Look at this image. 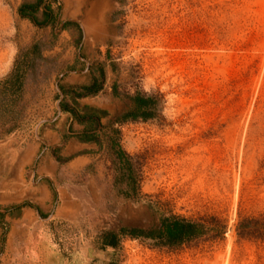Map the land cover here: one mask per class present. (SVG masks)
I'll return each mask as SVG.
<instances>
[{"label":"rangeland","instance_id":"obj_1","mask_svg":"<svg viewBox=\"0 0 264 264\" xmlns=\"http://www.w3.org/2000/svg\"><path fill=\"white\" fill-rule=\"evenodd\" d=\"M72 74L83 82L68 87ZM7 78L0 208L33 204L26 195L36 168L53 153L60 181L81 203L52 227L70 264H264V242L236 233L240 215L264 211V0H0V82ZM83 86L94 102L90 113L78 112L103 124L138 114L113 127L143 162L141 199L108 149L96 143L92 160L71 168L74 155L48 144L68 103L62 95ZM151 199L187 217L217 213L228 231L178 247L130 236L117 248L104 244L107 231L153 226Z\"/></svg>","mask_w":264,"mask_h":264},{"label":"crops","instance_id":"obj_2","mask_svg":"<svg viewBox=\"0 0 264 264\" xmlns=\"http://www.w3.org/2000/svg\"><path fill=\"white\" fill-rule=\"evenodd\" d=\"M83 80L80 75L72 74L64 82L69 87L71 84H81ZM62 96L64 101L80 112H91L90 104L94 101L88 97H77L68 92ZM83 128L84 125L69 111L59 110L54 127L46 132L50 146L60 147L66 156L74 155L69 163L71 168L92 160L94 153L90 151L97 149L96 143L84 142L76 136ZM66 131L69 134L64 139L63 133ZM58 168L56 156L46 152L36 168L34 189L26 195L33 204L20 203L0 208V264H70L68 258L58 253L52 227L55 221L70 219L78 213L81 203L70 185L60 181ZM54 194L60 200L58 205L53 201Z\"/></svg>","mask_w":264,"mask_h":264},{"label":"trees","instance_id":"obj_3","mask_svg":"<svg viewBox=\"0 0 264 264\" xmlns=\"http://www.w3.org/2000/svg\"><path fill=\"white\" fill-rule=\"evenodd\" d=\"M28 8L29 6L24 4L21 13L28 16L26 13ZM7 82L8 78L0 84ZM80 88H82V92L75 93L78 97L93 93L88 86ZM137 100L142 106H149V97L140 96L137 97ZM63 109L69 111L80 124L84 125L83 130L76 134L80 140L97 143L102 150H109L113 156L112 158H114L112 163L116 166L115 170L118 171L120 179L137 185L136 197L141 199L143 197L141 188L143 162L140 161V156L133 157L123 149L121 144L122 132L119 128L113 127L119 120L125 118L135 119L138 114L128 113L111 120L109 124H103L99 116L80 113L68 103H63ZM146 115L144 113L145 117ZM136 165H138L137 168ZM125 194L129 196L128 193ZM149 205L157 217V221L153 226H124L118 231H107L103 237L104 244L117 248L120 238L130 236L149 241L153 245L178 247L200 239L210 242L222 240L229 228L227 219L217 213L187 217L166 211L161 202L157 200L151 199ZM236 233L244 239L264 242V211L253 215H240L236 224Z\"/></svg>","mask_w":264,"mask_h":264}]
</instances>
